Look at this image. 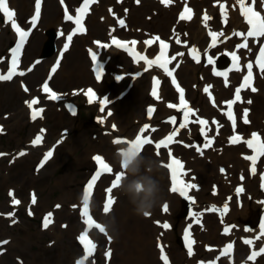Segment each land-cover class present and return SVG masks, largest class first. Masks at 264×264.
Returning <instances> with one entry per match:
<instances>
[{
  "label": "bare ground",
  "instance_id": "obj_1",
  "mask_svg": "<svg viewBox=\"0 0 264 264\" xmlns=\"http://www.w3.org/2000/svg\"><path fill=\"white\" fill-rule=\"evenodd\" d=\"M11 4L16 7L17 9V15L16 19L20 20V18L23 17L25 13L31 12L33 14L34 11V4H32V8L30 11V0H10ZM131 0H124V3H120L115 0H108L105 4L104 8H102L99 12V17L96 19V16L91 17V23L90 28L89 25L87 26V32L90 38L86 39L84 36V33L81 36L80 43L76 44V39L71 44L69 50L65 52V56L62 59V62L56 72L55 77L53 79L57 83L62 84V76L61 72L63 69V66H67L69 68L68 74H67V82L66 84L70 87L75 86L77 84H82L84 82H93L95 81V77L93 75V72L91 70V67L93 65L91 56L89 54V50H93L98 52V61L103 66L104 74H112L117 80L116 85L120 86L121 79H118V77L125 76L135 78V82L133 85V88L131 92L134 95V100L139 103L140 107H143L146 102L150 101L152 102L151 105H154L155 112L151 117L147 116L145 123L142 124H149L150 127L148 129L147 135H152L157 137L158 139L163 138V136L167 133H172L174 127L178 128L180 121L178 120L175 125L171 123H167L165 116L170 115L169 113H173L175 111L174 108L168 107L167 103L171 98H173L174 94L176 93V90L171 87L170 90H168L165 87V82L167 80V76L159 70L156 66L152 65L149 67L147 64L144 63L143 60L130 58L129 60L134 65V70L130 71L128 69H124L123 66H121L120 61L125 60L127 57L123 52L118 51L114 48H104L100 49L97 46L96 42H101L103 44L109 45V38L107 41L103 40V35L109 34L113 30H117L119 34L123 37H131L133 35H128L131 32H136L139 36L137 39V46L143 49L144 46V40H145V34L148 32L149 26H154L157 31L156 33H160L161 35L164 34V37H166L168 40H173L174 44H172L171 47V53H173V57H175V64H179V68L177 72L181 71V82L185 85L186 90L188 92V95L190 99L193 101V104L197 106L198 111L202 116L209 119V124L207 125L208 132L207 133H201L198 131L203 126L198 124L196 127L191 128L190 123L187 124L185 128L179 129V135L178 137L174 138V141L172 144L168 145V150H177L178 154L180 155L179 158L183 164V172H186L187 175H184L182 178L186 180L187 183L191 182L195 184L197 187L190 190L189 195L192 196V198H195L196 204H193L191 206V213L192 216L191 221L189 219H184L180 221V223L177 225L178 222H175L173 220V214L176 212V210L179 207L180 204V197L181 195L176 192H171V181H170V170L163 167L164 164L169 163V158L167 156V161H165L164 156L162 155V150L160 149V155L157 156V154L152 155L153 157L157 158L161 163V183L164 184V195H163V201L161 202V205L156 207L151 215L147 217H140L134 214L133 206L129 203L128 198L124 199V195L120 192L119 188H113L111 192V197L117 198V202L113 203L111 207V214L109 217V226L106 228L104 223V236H105V242L104 246L106 247V251H113L111 248H114L117 246V243H121V240L130 238L131 244H125L124 251L120 254H112V257L110 260L104 259L105 264H113L114 261H118V264H160L157 262V257L162 255L161 253V247H163V255H166L168 258V264H175L174 260H183V258L188 259L189 263L194 264H206L207 260L216 259L218 262L222 264H254L248 260V254L258 250L261 246L264 245V235L261 234V214L256 209L254 202L256 199L260 196L257 187L261 183L260 178V169L262 166L264 167V155H261L258 162L256 163L255 173L250 172L248 170V166L250 164L248 159H245V157H248L250 153H252L245 143L247 135L244 134V131L246 129H252L258 128L263 133L264 137V109L261 111L260 108L257 109L256 105L259 103V97L253 96L251 93L247 92L246 100H245V107L243 108L242 105H238L239 110L237 113H239L240 117L242 118L241 123H238L235 121V128H233L232 120L228 119L225 116L224 111L222 110V100L227 99L229 97V94L231 91L234 90V84L240 77L243 70L239 72H232L227 77V81H225V78H218V77H211L207 74V72L210 71L208 65L204 66L201 64L202 58L205 55L215 54L222 51L227 52H239L241 48H237V45L240 44L241 40H243L242 37L233 35L234 32H247L248 24L244 16L241 15L240 11V5L236 3V0H172V2L165 6L160 2V0H139V3L137 5H127ZM77 0H64L63 4L61 3V0H47L46 1V7H44V13L42 16V19L40 20L37 27H41L42 20H44V25L42 26L43 29L52 26L54 23H56V26H54V30L58 33V38H61V41L59 40V46H58V52H62L63 43L66 40V37L68 34H70V28L69 31H62L63 35L60 34L62 29H65L66 27H69V24L63 19L58 17V8L55 5V3H59L63 6V11L65 8H67V4H71L73 8L76 5ZM99 2V0H98ZM247 5H252V0H245ZM262 0H255V4L252 5L255 8H261ZM95 5V4H94ZM93 5V6H94ZM193 6V10L191 12V19L190 20H180L179 17H174L175 12L177 14H181L183 12V8L185 6ZM221 5L224 6L225 11L227 12V20L225 21L224 16L221 12ZM92 6V8H93ZM118 6H122L123 9L121 12H118L122 14V17H124V26L118 28L116 24L113 22V17L116 12L115 8ZM60 10V9H59ZM93 14L92 10L87 15V19L90 14ZM207 13V15L210 17V19L207 21V27H205V23L203 21V17ZM187 24V30H183V25ZM4 26L6 30H2L0 28V52L2 51V46L5 41V36H7V41H10L11 39H15V34L11 31V24L10 23H4ZM9 31V32H8ZM217 32L223 33V36H219L217 39V43L215 46L208 47V45H204L205 42V34L207 35V44L209 42H212V38L210 35H208L209 32ZM114 33V32H112ZM142 36V38H141ZM149 36V35H147ZM186 39H185V37ZM32 35L28 39L26 45L31 40ZM78 37V36H76ZM122 37V39H123ZM177 39H179L180 43H177ZM121 40V39H120ZM258 40L252 39L250 40V45L247 50H241L243 53L244 61L248 60L251 55L252 51L256 45ZM25 45V46H26ZM42 45L40 40H36L33 44V48L31 53L29 52V61H26V65L22 63L23 56H21L20 63L21 67L26 70V73H29L28 76L25 77H17L18 80H21L20 84L18 85V91L21 92L20 88L27 89L26 92L30 95V98L32 97V93L30 90L37 86V81L40 78H43V76L48 73V69L52 66V61L57 57V54H55V58L48 63L46 61L45 64V70L43 69L42 65L34 64L33 61L36 58V55L38 53V49ZM27 47V46H26ZM25 47V48H26ZM24 48V50H25ZM195 48L200 57V62L197 63L191 55V49ZM78 49V50H77ZM57 52V53H58ZM150 54H156L158 52V47L156 44L152 45L149 50H147ZM177 53H183L182 56L177 55ZM89 59V60H88ZM243 61V62H244ZM90 62V63H89ZM0 68L4 70V65H0ZM33 69V72L30 73ZM91 70V71H90ZM103 74V77H104ZM13 77L12 79H14ZM103 79V78H102ZM160 80L161 86L159 88V91L157 92V96H153L151 93L150 97H147L145 95V91L143 90L144 82L147 85L148 83H152L155 80ZM199 83L198 89L196 86V83ZM129 81L127 82L128 85ZM37 84V85H36ZM102 82H100L98 85L101 86ZM20 85V88H19ZM258 90L264 89V72H258L257 78H256V84ZM205 86H210L209 89H213L215 92V101L217 108L213 107V104L209 101L207 97V93L201 92V89ZM41 84H39V93L41 94ZM152 91V85L150 87ZM83 92H85V88L83 89ZM121 92V91H120ZM119 92V93H120ZM22 93V92H21ZM23 94V93H22ZM34 94V93H33ZM24 95V94H23ZM63 98L62 100L71 99V97L63 96L62 93H59ZM111 95V93H110ZM108 96V100L111 99V96ZM12 96V92L10 90H7L5 93V103L8 102L9 105H17L19 102L17 99L13 98L14 102L9 103V99ZM126 95H122L121 100L119 101L120 104H123L127 99ZM158 97V98H157ZM29 98V101H30ZM100 98V96L98 97ZM251 99V103H247V100L249 101ZM50 101L46 98H43L38 105L41 104H48ZM95 103H99V100ZM69 105H72V103H68ZM112 104H109L108 107L105 109L104 113L99 112V120L102 118L103 123L106 126V129L108 130L107 138L109 141L114 145H119L121 143H114L115 140L120 139L121 141H128L131 136L127 135L125 137H122V130L123 124L125 122H137L140 119V115L138 114V111H136V107L132 104H125V116L121 118L119 114H117L115 108L112 107ZM150 107V106H149ZM148 107V109H149ZM262 108V107H261ZM25 110V108H23ZM248 110L247 117L249 118L248 123H244L243 116H244V110ZM29 110V109H28ZM111 111V116L107 115V112ZM222 111L223 117L218 115V112ZM49 112V109L47 108L46 113ZM51 112V111H50ZM43 113V112H42ZM41 113V114H42ZM54 112L52 111L51 114ZM29 114L30 110H29ZM40 114V115H41ZM37 117V120L41 121V116ZM45 115V113H44ZM213 119L218 120L219 122L217 125H219V131L217 134V126H215L210 121H213ZM113 123H119L118 125H115L113 127ZM20 124L18 121L17 126ZM56 127H59V125H56ZM82 127V124L78 126V128ZM6 128L3 126L0 133L4 132ZM155 129V131H153ZM239 133L240 144L236 146L234 143L230 142V137L236 136L237 132ZM135 133V132H134ZM133 133V134H134ZM137 133V132H136ZM135 133V134H136ZM134 134V135H135ZM252 134V132H251ZM250 134V136H251ZM133 135V136H134ZM224 135L229 139V143L225 146V148L221 151L220 154H214L212 150L214 149V145L218 144L220 142L224 141ZM250 139V138H249ZM248 139V140H249ZM204 141L205 144L207 140H214L215 144L210 147L208 151L202 150L203 155L200 153L195 158L191 156V150L197 151L196 146H202L197 145L198 142ZM264 141V140H263ZM42 142V141H41ZM88 143L90 144V150L88 153V157H95L104 147H107V143L105 142H98L95 141L92 138V135H84V138L80 141L76 140L75 143ZM178 144V145H176ZM187 145V147H186ZM145 148V147H144ZM144 150V149H143ZM105 155H102L101 157H104ZM211 157H213V161L215 163L222 162L223 164L229 163V169L227 174L225 175L222 173V181L224 183V186L227 188H231V184L234 183V192H229L231 200L230 201H223L220 204L222 205V208L227 203L228 205V211L223 216V219H218L216 223H213L212 221H209V217L206 214V211H204V208L199 205V201L203 194L205 193V185L207 180V175L205 174L207 171V167L210 168H218L212 160ZM221 158V159H220ZM30 163L33 162L32 159L29 160ZM54 161V156L51 157V160L45 164V168L49 167L51 163ZM88 158L84 157L83 162H87ZM92 161H95L94 159ZM28 166L29 164L25 162ZM18 164L14 165L15 167H18ZM25 165V164H24ZM41 166V164H40ZM13 168V170H14ZM122 169L120 166L113 167L112 174H117ZM236 173H239L236 175ZM109 177V176H105ZM166 178L168 180V184L166 185ZM66 176L61 178H56L53 181V185L57 186L61 190V196L64 197L63 202L66 209L70 204H74L73 202L78 201L79 206L82 204V200L79 201L77 199L76 195L73 194L70 191L66 190V182H67ZM209 179V178H208ZM7 181V179H6ZM37 179H33L32 182V188H31V195H36L35 192H38L40 188L37 186ZM215 181L212 182L208 186L207 189H213V190H222L223 186L219 185L218 183H215ZM238 186H243V191L239 194L237 193ZM98 183L96 184L95 190L93 194L90 195L88 204L92 207V213L96 210L97 205L99 203L100 209L103 211L105 207V200L100 201L101 196H108L109 194L106 192V189L109 188V186H104L102 190H97ZM9 195V193H8ZM30 195V196H31ZM10 196V195H9ZM83 196V195H82ZM45 198V197H44ZM226 198V196H225ZM12 200V205L16 210H21L22 207H28L27 211L29 214L35 216L36 212L40 210L41 208L48 207V204H50V199H40L37 198L35 203H32L30 201V206H27L26 198H19L17 192L15 191V194L13 197L10 198ZM19 200V204L13 203V200ZM238 200L242 201V204L240 207L236 205ZM56 201H60L59 199ZM167 203L168 205V211L164 212L163 205L164 203ZM211 205V204H210ZM56 208V207H55ZM72 208H75V205L72 206ZM209 206L206 207L208 209ZM63 209V210H64ZM54 210V209H53ZM51 211V213L53 212ZM62 209L56 213V217L52 215L51 222L47 228H42L44 231H49L51 233V237L55 238L56 240L60 237V239L69 238L72 237L73 232H76L77 234L83 230H85V217L78 214L77 218L79 220L78 226H73L69 221H67L66 224L58 222L63 220V218H66V213ZM47 211V210H45ZM195 213L196 215H193ZM1 215H3V211H1ZM104 215V212H103ZM115 218V224L112 225L110 223L111 218ZM225 217V218H224ZM244 217L249 218V227L246 229L243 227L242 219ZM198 218L202 221L203 226L202 228L198 226H193L192 222L194 219ZM21 222V221H20ZM159 222V223H158ZM169 222V228L164 229L161 227L163 223ZM3 221L0 220V224L2 225ZM81 223H83V227H81ZM172 225H177L178 234H182L183 238L185 235V230L189 229L190 227V234L191 239L195 241V243L192 245V255H188V249L187 247H184L183 251L180 252L173 244L169 243V241L172 238V235L175 231L172 230ZM80 226V227H79ZM226 226H234L231 227L230 231L223 237L220 234V231H225ZM256 228L255 231L252 230V228ZM26 229V228H25ZM76 234V237H77ZM2 235H6L5 233H2ZM36 238H41V234L37 232ZM69 240L68 246L69 248L63 249L62 243H59L56 245V243L53 246H48L43 243H38V255H54L53 257V264H67L71 263L74 259L75 254V248L74 245H76V239ZM259 237V238H257ZM79 238V235H78ZM79 240V239H78ZM211 240H215L216 242H222L225 241H231L233 245V254L231 256H227L225 258L220 257V253L222 252V249L216 253L213 251V246L210 245ZM251 240L252 241V247L243 246L240 245L241 242ZM61 241V240H60ZM236 242V243H234ZM30 243V241L26 238L25 241L21 242L22 247L26 246ZM78 244V241H77ZM56 245V246H55ZM10 246V243L7 245ZM71 248V249H70ZM210 249L209 255L213 257H208L209 259L205 260L204 262H199L200 254L204 251V249ZM96 249V244H95ZM19 253H21L19 251ZM41 253V254H40ZM27 255V252H26ZM105 257V252L103 253ZM19 257L24 258L25 255H18ZM247 256V260H246ZM95 251L92 254V256L87 260L86 264H90L95 262ZM264 259V256H259L258 260ZM46 260H51V258H46ZM257 260V261H258ZM256 261V262H257ZM75 260H73V263ZM259 261L256 263L258 264Z\"/></svg>",
  "mask_w": 264,
  "mask_h": 264
},
{
  "label": "rangeland",
  "instance_id": "obj_2",
  "mask_svg": "<svg viewBox=\"0 0 264 264\" xmlns=\"http://www.w3.org/2000/svg\"><path fill=\"white\" fill-rule=\"evenodd\" d=\"M34 0H30V9L32 7ZM108 0H100L99 4L95 5L93 8V14L89 17V26L91 23V17L96 16V19L99 17V12L102 8H104L105 4ZM117 1V0H115ZM122 3V1H118ZM55 5L58 8V17L61 18V14L63 13L62 10H59V7L61 4L55 3ZM127 5H137L136 0H131ZM46 7V5H45ZM71 7L70 4H67V8ZM123 9L122 6H118L115 8L116 12H113L115 14H118V16L113 17V22L116 24V26H121L119 24L120 20H123L122 14L118 13L121 12ZM29 13H25L23 17L21 18V21H24L26 18L29 17ZM177 16V13L175 12L174 17ZM1 22V17H0ZM42 23L44 25V20H42ZM54 26H56V23H54L52 26L45 28L46 30H42L41 28H37L34 30L32 39L29 43V45L26 47L25 53L23 55V60H29V52L31 53L33 44L36 40H40L42 45H40L38 49V59L35 61V64H39L43 66V69L45 70V64L46 61L50 62L51 58L55 55L58 45H59V39L57 36L56 31L54 30ZM0 27L2 30H5V27L0 23ZM157 31V29L152 25L149 26L148 32L145 35H151V33ZM114 33H118L116 30L112 31ZM51 35H53V43L55 47V53L51 54L50 56H45L44 51L46 48L47 42L50 41ZM109 34L103 35V40L106 41ZM128 35L138 36L136 32H131ZM7 36H5V41L2 46V51L0 52V59H2L4 62H6L7 58V50L9 47V44L13 41H7ZM91 36L86 35L85 38H90ZM61 41V40H60ZM81 39L80 37H77L76 44L80 43ZM173 41V40H172ZM58 42V43H57ZM174 42V41H173ZM78 50V49H77ZM5 56V58H4ZM39 61V63H37ZM122 65H124L127 69H130L131 71L134 70V66L132 65L131 61L129 59H125L121 61ZM69 68L67 66H63V69L61 72L62 76V84L57 83L55 80L52 81L53 85H55L58 89L62 90L64 93L68 92L71 93V100L72 102L76 103L78 111L75 112V115H69L68 111L66 109L65 103L63 104H47L46 108L49 107V111H53L54 113L51 114V112H47L41 121L33 120L28 115L27 111L23 108L26 106L24 103V99H27L29 97V94L23 95L21 92L18 91V80L8 81V82H1L0 81V122L5 123L6 129L3 134L0 135V151L7 150L10 154L8 157H6L4 160L0 161V171L2 174L0 175V207L4 209V215L2 219L6 220L0 224V230L2 229H8L7 230V236H0V239L3 238H10L11 246L9 247L8 251H6L4 254H2L3 257H0V264H53V257L54 255H38V243H43L47 245V242L52 243L53 245L57 242L62 243L63 249L69 248L68 242L69 240H73L75 233L73 232L72 237L69 238H62L60 237L56 240L55 238L51 237V233L45 232L40 233L41 229V215L43 213L42 209H48L51 207L52 203L56 200H60L59 203H63L64 197L61 196V190L59 187L53 185V181L56 178L61 177H67L70 179H67L66 182V190L72 192L77 197L80 196L81 192L83 191V184L86 180V178L89 176L93 168L95 167L92 162L89 161L88 153L90 150V144L88 143H75L76 140L80 141L84 138V135H92V138L95 141L98 142H105L107 145L109 144L106 132L103 128V126L99 123L97 120L99 115V103L97 104H90L88 101H86L83 98L82 90L85 85H91L93 82H84L82 84H77L75 86H68L66 84L67 82V74H68ZM32 72V70H31ZM180 75H181V71ZM42 80L40 78L37 81V84ZM129 78H123V82L121 85L116 87L115 81L111 76H106L104 81V87H101L99 85L98 88L101 90V92L110 91L112 95H115L120 90H122L125 85L127 84V81ZM19 84V83H18ZM36 84V85H37ZM95 85V84H94ZM96 86V87H97ZM168 88L169 85L166 84ZM36 87V86H35ZM33 87V88H35ZM150 83L147 85L144 82L143 90L145 91V95L149 97L150 95ZM20 88V86H19ZM7 90H10L12 92V96L9 99L10 102H14L13 98L18 100L17 105H9L8 102L5 103L4 97ZM32 92H35L33 90ZM264 101L262 93L258 96ZM126 101L123 104H119L115 102L114 108L115 112L117 109V114L121 118L125 116V104L133 105L136 107V111L139 112L140 118H143L145 120V117L147 115V107L146 103L143 107L139 106V103L134 100V95L132 92H130L127 97ZM261 107V105L259 104ZM45 113V112H44ZM142 120V121H144ZM18 121L20 124L17 126ZM141 121V122H142ZM140 122V123H141ZM80 124H83V126L78 128ZM119 124V123H118ZM56 125H59V127H56ZM140 124H136L134 122L127 121L125 124H123V127L127 128V132H135ZM64 128H67L70 131V135L65 140H61L62 136V130ZM44 130L47 131L48 136L47 140H45L42 145H38L33 143V137L38 132H43ZM44 133V132H43ZM123 136L125 133H122ZM32 144V146H31ZM44 147L43 150H41V147ZM50 146H55L56 149L54 151V161L49 165L47 168L40 169L37 167V163L39 161V158L42 153H44L45 149L49 148ZM104 154L109 158V160L114 161V154L116 152V148L112 147L111 145L103 148ZM23 153V155H21ZM155 153V150L152 147H148L147 150H144L145 155H152ZM198 154V153H196ZM195 154V155H196ZM165 156V153H164ZM87 157L88 161L83 162V158ZM112 158V159H111ZM30 159L33 160L32 163H30ZM27 162L29 166L25 163ZM18 164V167L14 168L15 164ZM25 164V165H24ZM217 166H219L221 169H224V167L228 164H223L222 162L215 163ZM14 168V170H13ZM207 171L205 174L208 176L207 180H205V193L203 194V197L201 199V205H204L209 198L211 197V194L209 192L208 186L213 182L217 181L219 185H223V182L221 178L219 177V170L218 168H210L207 167ZM224 172H226V169H224ZM40 175V176H39ZM8 176H14L12 179L13 181H20L24 182L26 180V185L21 190V196L22 198H26L27 204H29L28 200V193H22L27 192L31 185L29 184V179H37V186L40 188L38 195L40 199H50V204H48V207L41 208L39 210V213L34 217H30V220L27 219L28 223L27 225L18 224L16 221L9 220L11 218L10 216H7V213H14L13 216H16L15 209L11 206L9 197L7 194V188L9 186L16 187L13 183H7L6 184V177ZM37 176V177H36ZM39 176V177H38ZM209 178V179H208ZM103 183L107 181V179L101 180ZM33 182V181H32ZM101 183V186L102 184ZM164 186V184H163ZM165 187V186H164ZM100 188V187H99ZM227 189V187H225ZM232 191V188H231ZM228 191L223 189L220 193V195H225ZM20 195V194H18ZM45 197V198H44ZM124 199H127L125 196ZM212 198H210L211 200ZM262 208H260L261 210ZM177 210L173 218L176 221H182L184 218L188 216V212ZM26 212V211H25ZM27 213V212H26ZM22 217L21 213H18V216ZM67 218L62 221H69L71 225L78 226V219H77V210H70L68 209L66 211ZM102 215L101 210L97 209V216ZM18 216L16 218L18 219ZM142 218V216H140ZM23 218V217H22ZM211 219L215 220L214 217ZM103 220L109 222V218ZM61 221V222H62ZM26 228V229H25ZM176 230V227H175ZM4 232V231H3ZM39 232L41 234V238H36V234ZM178 230L173 234L175 236L176 240L173 241L176 245V248L182 252V244L178 242L179 236ZM28 239L30 243L26 246L21 245V242L25 241V239ZM99 243L102 244L104 242V237L99 235L98 236ZM61 240V241H60ZM130 238L121 240V243H117V246L115 247L116 254H120L122 250L125 249V244H131ZM72 242V241H71ZM56 244V245H57ZM55 245V246H56ZM75 248V254L74 256L80 254V250L78 251V248L76 245H74ZM124 248V249H123ZM71 249V248H70ZM19 251L21 253H19ZM27 252V255H26ZM114 252V253H115ZM41 254V253H40ZM17 255H25L24 259L21 257H18ZM206 257L205 255H202L201 258ZM46 258H51V260H46ZM98 264H102V257L98 255L97 257ZM157 262L162 264V262L157 257ZM175 264H189L186 262V260L183 258V260H174ZM72 264V262L67 263ZM113 264H118V261H114Z\"/></svg>",
  "mask_w": 264,
  "mask_h": 264
},
{
  "label": "snow or ice",
  "instance_id": "obj_3",
  "mask_svg": "<svg viewBox=\"0 0 264 264\" xmlns=\"http://www.w3.org/2000/svg\"><path fill=\"white\" fill-rule=\"evenodd\" d=\"M40 2L41 0H36V4H35V14L32 18V25L35 26L36 21L39 19L40 17ZM64 0H61V3L63 4ZM94 0H84V5L83 7L77 9V15L74 18L72 15L68 14V9L65 8V19L69 20V21H73L76 25V28L73 30L72 33L68 34L66 37V43L64 44V51L66 52L68 50L69 44L72 42L73 36L76 34V32H83L84 28H83V24H82V20H83V16L86 13L88 6L90 3H93ZM137 3H139V0H136ZM160 2L162 4H164L165 6L169 5L172 0H160ZM236 3H238L240 5V11H241V15L244 16V18L247 21V24L250 26L248 31L245 32H234L233 35L235 36H239L243 38V43L237 45V48H247L248 47V38L249 37H253V38H259L264 36V17H262L260 15L259 12L255 11L254 8L252 7V5L255 4V0H252V5H247L245 0H236ZM262 7H264V0H262ZM191 9L188 7H185L184 12H182L180 14L179 19L180 20H190L191 19ZM0 12H2L4 14V16L7 18L8 21H11L12 27L15 30V32L18 34L19 37V43L17 44L16 48L12 50V61H11V67L7 73V75H0V80H10L13 75H20L23 76L24 72H19L17 73V68L19 65V52L20 49L22 48L26 38L29 35V32L22 30L15 22L14 16L15 13L14 11L10 10L9 5H8V0H0ZM221 12L224 16L225 21L227 20V12L224 9V6L221 5ZM210 19V17L207 15V13H205L204 17H203V21L205 23V27H207V21ZM119 24L121 26H124V21L120 20ZM61 35H63V33H61ZM209 35L212 38V46H215L217 43V39L219 36H223V33H217V32H209ZM154 40L160 41V38L154 37ZM177 43H180L179 39H177L176 41ZM98 48L100 49H104L109 47V45L107 44H103L101 42H96ZM112 43L118 47V48H124L125 50H129L128 49V43L127 42H121L119 40H116L115 38H113ZM137 42L136 41H131V44L134 46ZM145 45H149L152 43V40H146L144 41ZM168 47V45L166 43H164L163 41H160V48H161V55L158 56L155 60H148L146 57L144 56H138L139 60H144L145 63L151 67L153 64H157L159 67L163 68L164 71L167 73V75L169 76H173V73L171 71H169L168 69V64L171 62L170 60H168L166 58L165 55V51ZM130 51V50H129ZM191 51V55L192 58L199 63L200 62V57H199V53L198 51L193 48L190 50ZM89 54L91 56L92 61L94 62V64H96V68L94 69L95 73H96V79L100 80L103 77L104 71H103V66L99 63L98 61V52L93 51V50H89ZM131 54V51H130ZM61 56L63 55V52L60 54ZM138 55V54H137ZM177 55L182 56L183 53H177ZM232 59L233 61H238V57L236 56L235 52L231 53ZM135 58V57H134ZM172 59H175V57H172ZM37 63H39V61H37ZM208 63L209 64H214V60L212 57H208ZM257 64L260 67L261 72H264V46L261 47L260 49V54L259 57L257 59ZM59 66V61H57L56 66H54L52 68V72L56 71V67ZM178 67V65H177ZM234 67H236L237 70H239V65L238 63L234 64ZM252 68L253 65L252 63H248L247 64V75L244 78V85L250 86V81L252 79ZM31 70V69H29ZM214 74L215 75H224L225 77V81H227V74L226 73H221V72H216L214 70ZM124 77H118V79H123ZM173 83L175 84V78L173 77ZM155 84H159V81H155ZM209 87L210 86H205L204 88V92L205 93H209ZM42 90L45 93H48V99H52V100H57L60 99V97L55 93L52 92L51 89L49 88V85L47 82H45L42 85ZM177 90L180 93L179 99H180V106H177L175 104H169L168 107L170 108H178L179 110H181L183 112V120L182 122L179 124L178 128L174 127L172 133H170L165 139L160 140L159 142H157L155 144V148L157 150L156 154L157 156L160 155V149L161 147H167L170 143H172L174 141V137L176 136V134L178 133L180 128H185L187 126V124L190 122L189 121V115H195L194 111L188 106L187 102L184 99V90L182 88H180L177 85ZM253 92L256 91V89L253 87L251 89ZM25 91H27V89L25 88ZM84 95H86L88 97V102L91 103H95L97 100H99V111L101 113L105 112V109L108 107L110 101L108 100V98H98L96 93L94 92L93 89L89 88L84 92ZM153 96H157V92L155 90V87L153 88V92H152ZM210 95V93H209ZM158 98V97H157ZM241 100V96H240V88L236 89L235 92V100L229 101L228 103V109L229 111L226 113V115L228 116V118L230 120H232V124H233V128H235V119L233 118L232 112H231V108L232 105L236 102ZM28 107L30 109L33 108V105L37 104L38 101L36 99H33L31 101H26ZM248 103H251V100L248 101ZM71 109V107L69 108ZM154 111L153 108H149L147 110L148 112V116L151 117L152 112ZM43 112V108H40L38 111L33 110L32 112V119L35 120L37 118V116H39L41 113ZM111 111L107 112L108 116H111ZM73 115H75V112L73 111ZM247 115H248V110L245 109L244 110V123H248V119H247ZM100 123H103V119L101 118L99 120ZM170 122L175 125L176 124V117H171L170 118ZM192 122H198L201 126H206L207 125V120H203L200 118H197V121H192ZM213 123H216L215 121H213ZM113 127H115V125H113ZM149 128V125H144V127L141 129V133L139 135H137L136 140L134 143L130 144V147L132 148H136L137 150H140L143 148L144 145L152 143L150 138L144 137L143 133L145 132V130H147ZM153 131H155V129H153ZM201 131L203 132V127L201 128ZM219 131V125H217V134ZM240 137L239 136H233L230 137V142L231 143H237L240 141ZM41 141V138L39 136L36 137V139L34 140L33 143L35 144H39ZM121 142H128V141H121L120 139H117L114 141V143H121ZM245 143L248 145V147L250 148H254V150H256L257 155H264V143L260 142V138L258 136L257 133H252V139L245 141ZM211 146V140H207L206 144L204 145V147H210ZM187 147V145H186ZM196 150L198 152H200L201 155H203V151L202 148L200 146H196ZM21 155H23V153H21ZM170 155V152H169ZM53 156V151H48L45 154V161H47L49 158H51ZM257 156H250V157H245V159H250L253 162V167H252V172L255 173V161H256ZM93 159L97 162V164L100 167V170H98L96 172V174L93 176L92 180L88 183L87 188L85 189L84 192V196H83V213L82 215L87 216V211H88V201L91 195V190L93 188V185L95 184L96 179L101 175V172H112V169L104 162V160L99 156H95L93 157ZM43 166V164L41 165V167ZM163 167L167 168L170 170L171 172V179H172V184H171V192L176 193L179 192V194L181 196H183L185 199L187 200H192V198L188 195L189 190L196 188L197 186L191 182L189 183H185L183 180V176L187 175L186 172H183V164L177 160L172 158L170 160L169 163H166L163 165ZM221 172H224V169L220 170ZM124 176V172L123 170H121L119 173H117L115 175V179L112 182L111 187H109L108 189H106V192L109 194L108 195V199L107 202L105 204L104 207V211L108 212L111 208V205L114 203L113 198L111 197V192L113 188H116L120 185V182L122 180ZM237 193L239 194L240 192L243 191L242 188H237ZM11 195V193H10ZM194 203V201H192ZM13 203L15 204H19L20 201L19 200H13ZM33 203H35V196H33ZM260 203H264V201H261ZM57 207H59V205H57ZM164 212L168 211V205L165 204L163 205V209ZM215 210V209H214ZM228 211V205L227 203L224 205L223 207V212H227ZM10 215H14L10 214ZM193 215H196L195 213H193ZM51 222V213L48 214V216L44 219L43 221V227L47 228L49 226V223ZM89 227L92 226V222H91V218L89 217L86 221H85ZM159 223V222H158ZM96 227L99 228V230L101 232L104 231V228L101 227L100 225H96ZM162 228L164 229H168L170 226L168 223H163L161 225ZM190 227L189 229L185 230V235H184V239L186 241V247L188 249V255L191 256L192 253V245L195 243L194 240L191 239V234H190ZM231 227L234 226H226L225 227V233H227L228 231H230ZM261 234L264 235V221L261 222ZM249 230V229H246ZM259 238V237H257ZM86 239V235H82L81 236V240H85ZM2 243H7V241H4ZM245 243L247 244H251L252 241L251 240H246ZM94 247V245L92 246ZM232 248L231 244H228L226 246V248L222 251V255H227L230 253V250ZM91 251V248H89V252ZM161 259L164 261V264H168V258L166 255H163V247H161ZM261 253H264V248L260 249V252H256L253 251L252 254L248 257L249 260H254L255 257L257 255H260ZM107 255H110V252L107 253ZM80 264H82V262H80Z\"/></svg>",
  "mask_w": 264,
  "mask_h": 264
},
{
  "label": "clouds",
  "instance_id": "obj_4",
  "mask_svg": "<svg viewBox=\"0 0 264 264\" xmlns=\"http://www.w3.org/2000/svg\"><path fill=\"white\" fill-rule=\"evenodd\" d=\"M135 140L136 137H133L117 145L114 159L124 172L119 185L120 192L128 198L135 215L147 217L163 201L161 163L152 155H145L142 149L130 147ZM110 223L115 224L114 217ZM108 226L105 225L106 228Z\"/></svg>",
  "mask_w": 264,
  "mask_h": 264
}]
</instances>
